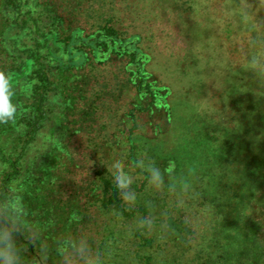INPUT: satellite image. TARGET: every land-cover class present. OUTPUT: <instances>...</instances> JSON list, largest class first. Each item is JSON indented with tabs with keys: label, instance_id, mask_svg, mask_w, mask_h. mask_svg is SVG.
<instances>
[{
	"label": "rangeland",
	"instance_id": "rangeland-1",
	"mask_svg": "<svg viewBox=\"0 0 264 264\" xmlns=\"http://www.w3.org/2000/svg\"><path fill=\"white\" fill-rule=\"evenodd\" d=\"M83 9L91 23L109 18L121 30L141 36V46L151 55L147 67L170 90L173 111L168 129L158 134L145 113H137L139 163L158 169L162 183L152 173L147 190L129 201L150 207L145 219L152 221L155 246L139 247L135 232L143 225L141 214L126 218L106 211L102 216L112 227L94 254L101 264H146L139 254L151 256L153 264H239L234 254L242 249L245 232L254 225L264 233V178L257 168H245L247 161L257 167L264 160V69L249 64L253 54L264 59V9L247 22L241 19L240 0H88ZM122 66L110 64L96 72L97 89H112L115 95L105 97L98 112L105 128L78 135L73 144L87 153V179L119 161L131 179L141 180L127 140L133 123L126 113L137 97L132 89L120 90ZM199 131L215 141L194 144L188 154L183 138ZM158 153L181 154L175 178L162 170ZM246 170H252L248 185H242L248 199L241 219L230 226L224 217L227 191L232 180L245 181ZM168 215L189 217L193 234L180 239L171 234ZM241 257L243 264H252ZM253 264H264V259Z\"/></svg>",
	"mask_w": 264,
	"mask_h": 264
},
{
	"label": "trees",
	"instance_id": "trees-1",
	"mask_svg": "<svg viewBox=\"0 0 264 264\" xmlns=\"http://www.w3.org/2000/svg\"><path fill=\"white\" fill-rule=\"evenodd\" d=\"M87 2L0 0V71L10 77L13 100L19 105L14 121L0 124V222L6 223V216L18 229L20 264H62L70 242L81 236L98 252L112 227L104 212L126 218L141 214L144 220L150 212V207L122 200L107 169L85 178L87 153L73 145L78 135L90 136L105 128L98 122V112L104 98L115 95L112 89H97L96 72L110 64L123 65L120 90L132 89L137 97L126 113L133 123L127 140L130 162L141 180L132 179L129 195L145 192L152 177V170L144 168L136 154V139L142 135L137 113H145L155 134L167 130L173 120L170 90L148 69L151 55L141 46V36L121 30L109 18L91 23L83 9ZM194 135L183 138L188 154L194 144L215 141L201 131ZM155 157L166 174L174 178L179 174L181 154ZM248 164L264 178V160L257 167L245 162L247 169ZM251 172L246 170L242 183L229 184L224 217L230 226L241 219L248 199L242 185H248ZM151 227L143 224L136 230L140 248L155 246ZM167 227L179 239L194 232L180 216L168 215ZM250 228L242 249L234 254L239 255V264L245 255L252 264L264 259V233L254 225ZM227 255L231 257L230 252ZM139 257L153 264L151 256Z\"/></svg>",
	"mask_w": 264,
	"mask_h": 264
},
{
	"label": "clouds",
	"instance_id": "clouds-1",
	"mask_svg": "<svg viewBox=\"0 0 264 264\" xmlns=\"http://www.w3.org/2000/svg\"><path fill=\"white\" fill-rule=\"evenodd\" d=\"M241 19L247 22V17L254 11L264 9V0H240ZM253 69H264V59L253 54L249 60ZM264 75V71L261 72ZM15 89L11 83L10 77L3 71H0V124L7 125L14 121L19 110V105L14 102L13 97ZM113 174L114 184L121 192V199L125 202L134 200L135 195L128 194L127 189L132 184L131 177L127 174L122 164L115 161L109 168ZM153 180H159L162 183V176L158 169H152ZM2 215V214H0ZM6 223L0 222V264H20L18 249L16 246V236L18 229L13 227L7 217H3ZM184 222L190 223V218L185 216ZM142 224L151 225L152 221L145 219ZM62 264H101V257L94 254L90 244L83 236L69 244L68 252L61 257Z\"/></svg>",
	"mask_w": 264,
	"mask_h": 264
}]
</instances>
